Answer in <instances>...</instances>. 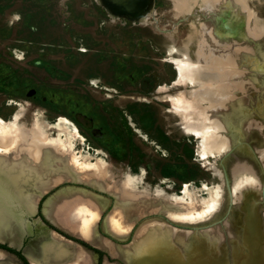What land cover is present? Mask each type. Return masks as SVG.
Wrapping results in <instances>:
<instances>
[{"label": "rangeland", "instance_id": "obj_1", "mask_svg": "<svg viewBox=\"0 0 264 264\" xmlns=\"http://www.w3.org/2000/svg\"><path fill=\"white\" fill-rule=\"evenodd\" d=\"M101 1L0 0V119L20 114V138L71 153L79 177L103 152L99 176L117 195L78 185L64 162L42 164L36 150L3 177L0 244L20 241L31 224L23 211L37 203L75 209L103 196L98 236L114 245L98 237L96 246L116 257L100 264H264V0ZM172 59L193 63L190 77ZM61 117L77 133H63ZM127 201L137 204L132 235L111 237L106 217ZM144 227L168 235L128 254ZM80 257L77 246L62 264Z\"/></svg>", "mask_w": 264, "mask_h": 264}, {"label": "bare ground", "instance_id": "obj_2", "mask_svg": "<svg viewBox=\"0 0 264 264\" xmlns=\"http://www.w3.org/2000/svg\"><path fill=\"white\" fill-rule=\"evenodd\" d=\"M169 51V50H168ZM170 54L174 55L175 51L173 49L170 50ZM16 58V56H15ZM169 59V58H168ZM184 59V58H183ZM173 60V59H172ZM175 67L179 70L180 76H189L191 74H187V70L189 68V66H194L193 63H186L183 61L178 60H173ZM196 66V65H195ZM198 68V67H197ZM196 68V70H197ZM196 78V76H195ZM186 79V78H185ZM195 80V79H194ZM92 81V80H91ZM207 97V96H206ZM212 97V96H211ZM210 99V98H209ZM177 101V100H176ZM217 106V105H216ZM22 108L19 110V113H21ZM217 110V109H216ZM213 112H219V111H214ZM209 114V113H208ZM213 114V113H212ZM210 115V114H209ZM219 115V113H218ZM37 124L38 123V119L40 118L39 115H37ZM212 116V115H211ZM12 117V116H11ZM20 119V114H17L12 122H8V121H3L2 119H0V216L4 219H8L6 217V199H5V183L6 180L3 178L5 174H7V167H15V160H21V159H28L30 157V154L34 155L35 151L37 150L38 153V158L40 163L44 164L47 161H50L51 159L54 160V162L58 161V162H64V164H66L68 166V170L70 172V174L74 177L75 183L77 184H83L86 185L88 187H91L93 189H95L96 191H100L102 193H106L109 194L110 196H117L113 193V191L111 190V188L109 186H107L103 180L102 177L99 176V173L101 170H103L104 166H107L106 160L105 158V154L101 151H98L97 153L100 155L98 157H96V162L94 165L95 169L89 170L88 172H83V170L81 172H83V175L79 177L78 172L75 169H80L81 165L83 164H74L73 163V159L70 156L69 153H63L61 151L56 150V148L54 147L53 143H51L50 141H46L45 138H41L38 135H34V137H30L32 138L31 143L23 141L20 138V129H19V125H18V121ZM34 119V118H33ZM211 119H216V116L214 115ZM21 120V119H20ZM216 121V120H215ZM35 122V121H34ZM42 122V121H41ZM217 122L219 123L220 120H217ZM57 127L60 128V130L67 134V135H74L75 133H77V127L75 126V124H73L70 120L66 119V118H59L58 119V124L56 125ZM130 126L133 128V130L145 141H147V137L138 129V127H136L135 124H133L132 121H130ZM49 127V126H48ZM44 129V128H43ZM46 130V129H45ZM37 131V130H36ZM39 133V132H38ZM57 134V133H56ZM45 135V134H44ZM216 135V134H215ZM24 136V135H23ZM22 136V138H23ZM32 136V135H31ZM79 136V135H78ZM35 138V139H34ZM56 138V137H55ZM204 143H206L208 146L211 147V149H215L217 150L216 152H220L222 149L217 147L216 144V139L213 136H204ZM36 139H40L42 141H38ZM78 139L82 138L79 136ZM51 140V139H50ZM55 140V139H54ZM60 140V139H59ZM63 141V140H62ZM84 141V139H83ZM54 142V141H53ZM201 142V141H200ZM65 143V142H64ZM63 142H59V147L62 148L64 146ZM199 143V142H198ZM19 148H23L21 150L18 149ZM25 146H29V150L27 151V149H24ZM69 146V145H68ZM67 146V147H68ZM73 146V145H72ZM200 147V146H199ZM70 149V148H69ZM59 150V149H58ZM85 150V149H84ZM65 151V150H64ZM89 152V151H88ZM74 153V152H73ZM197 154L199 155V157H201L202 159H205V157L207 156L206 152L203 151H198ZM88 156H92L90 153L88 154ZM209 156V155H208ZM81 157V156H80ZM207 158V157H206ZM80 159V158H79ZM55 162V163H56ZM59 163V164H60ZM62 164V163H61ZM91 164V163H90ZM50 166H53L51 164H49ZM48 165V166H49ZM58 165V164H57ZM56 165V167H58ZM88 165V164H87ZM49 166V167H50ZM64 166V165H61ZM85 166H83L84 168ZM86 168V167H85ZM48 169V168H47ZM56 169V168H55ZM65 169V168H64ZM10 170V169H8ZM52 170V169H51ZM54 170V169H53ZM57 170V169H56ZM61 170V169H60ZM53 172V171H52ZM80 172V173H81ZM38 174V172H37ZM38 176V175H37ZM138 177V176H137ZM63 179H67V177L63 176ZM132 178V177H131ZM13 179V178H12ZM136 179V178H135ZM129 180V179H128ZM139 180V179H138ZM142 180V179H141ZM135 181V180H134ZM243 181L245 184L250 183V178L249 177H245L243 178ZM41 182V181H40ZM39 182V183H40ZM56 184V181H50L47 182L46 185L43 186L42 188V193H47L49 192V190L51 189V187ZM131 184V182L129 183ZM139 184V183H137ZM251 184V183H250ZM234 185V184H233ZM185 189H184V193L188 194V186L184 185ZM207 188V187H206ZM217 188V187H216ZM215 188V189H216ZM243 188V187H242ZM247 189V187H246ZM192 190V189H191ZM219 191V190H218ZM178 192H182L181 190H178ZM239 192V191H238ZM207 193V192H206ZM194 194V193H193ZM212 194V193H211ZM130 196V195H129ZM200 197V196H199ZM220 197V196H219ZM179 199V198H178ZM182 199V198H181ZM104 203L105 200L101 199ZM183 200V199H182ZM175 201V200H174ZM205 201V200H204ZM187 203V202H186ZM195 203V202H194ZM219 204V203H218ZM186 207V205H185ZM88 209V207H86ZM187 208V207H186ZM191 208V207H189ZM217 208V207H216ZM135 209H137V204L136 201H127L126 205H122V204H118V206H115L110 214V220L112 222V227L114 229V232L116 234H118L121 239H125L128 237L129 234L132 235L133 232V228H134V219L133 216L135 214L134 211H136ZM184 209V207H183ZM89 210V209H88ZM191 210V209H190ZM133 211V212H132ZM91 212V211H90ZM188 212H190L188 210ZM99 211H96L94 213H91L90 217H87L83 220V229H84V235L86 240L92 244V246L97 247L96 243L98 241V236L95 234L94 231V224L96 222V219L99 215ZM116 214L119 215L120 218L116 217ZM178 214V213H177ZM187 214V213H186ZM212 214V213H211ZM174 215V214H173ZM137 217L139 216L136 215ZM135 216V217H136ZM172 219V218H171ZM170 220V218H169ZM177 221V220H176ZM201 221V220H200ZM179 222V221H178ZM198 222V221H196ZM194 223V222H193ZM152 225V224H151ZM153 226V225H152ZM151 226V227H152ZM162 226V225H161ZM147 227V226H146ZM150 227V226H149ZM141 230V229H140ZM139 230V231H140ZM180 230V229H178ZM135 232V231H134ZM136 234V233H135ZM51 235V234H50ZM137 235V234H136ZM167 232L165 230L159 229V228H150V229H143V232L137 237L136 236V240H135L130 246L131 248L127 249L126 251H128V254L130 253V255L132 253H136L139 251H141V246H153L156 243V240L162 239L164 237H166ZM157 236H159L157 238ZM51 237V236H50ZM134 237V236H133ZM169 237V236H168ZM52 240H56L58 241L60 244L61 243H66V244H70L72 246L73 249V253L71 254V258L73 259L76 257L77 255V245L74 244L71 241H68L66 239H64L63 237L57 235V234H52ZM4 237H0V242L5 241ZM165 239V238H164ZM12 244L15 246H18L19 244V240L16 239V242L11 241ZM58 243V244H59ZM106 244H110V240L106 239L105 240ZM159 244V243H158ZM157 244V246H158ZM10 246H12L11 244H9ZM8 245V246H9ZM53 245V244H52ZM56 245V244H54ZM9 246V247H10ZM12 246V247H14ZM156 245H154L155 247ZM156 246V247H157ZM59 246H57L58 248ZM65 247V246H63ZM153 247V248H154ZM163 248V244L161 246ZM165 247V246H164ZM60 249V248H59ZM61 250H64L61 249ZM142 250L144 251L145 249L142 248ZM60 251V250H59ZM67 250H65L64 252H66ZM149 251V250H148ZM145 251V252H148ZM68 252V251H67ZM72 252V251H70ZM70 252L68 254H70ZM66 254V253H65ZM138 256V255H137ZM131 257H134L133 255ZM68 258V256H67ZM35 259V258H34ZM64 259V258H63ZM31 264H40L37 261L33 260L32 258L29 259ZM62 261V260H61ZM53 263V262H52ZM0 264H21L20 260L13 254L4 251L2 249H0ZM46 264V263H45ZM50 264V263H49ZM54 264V263H53Z\"/></svg>", "mask_w": 264, "mask_h": 264}, {"label": "crops", "instance_id": "obj_3", "mask_svg": "<svg viewBox=\"0 0 264 264\" xmlns=\"http://www.w3.org/2000/svg\"><path fill=\"white\" fill-rule=\"evenodd\" d=\"M96 1L97 3L99 2L102 3L101 0H96ZM78 185H83V184H78ZM88 188L95 190L91 187H88ZM104 194L110 196L109 194H106V193ZM92 199L94 202L86 201L85 204H81L75 209H74V206L72 205H66V204L53 205V202L51 199L52 206L50 208L49 206H47V209L45 210L44 202L47 200L46 199L41 205H39L38 203L36 204L33 213H27L26 211H23L31 219L30 227L24 228L22 230L18 246L10 247V248H13L19 251L22 257L26 260L27 264H31L29 261L30 258H32L33 260L37 261L40 264L67 263L72 257L71 256V254L73 253L72 246L66 243L60 244L58 241L54 239L52 240L51 238L52 234H57L63 237L64 239L73 242L74 244L78 246V250L81 253V257L74 264H97L99 255H102L106 261H108L107 260L108 257L109 258L116 257V256L111 257L106 250H102L100 248L92 246V244H90L85 238L84 229H83V220L87 217H90L91 213H94L96 211L100 212L96 219L94 227H93L95 234L98 236L99 235L98 224L103 219L102 218L103 214L108 209L107 208L106 210H104L107 207L106 197L102 196L101 198L96 200L95 197L93 196ZM101 199L105 200V203ZM91 203H95L96 208H91L90 207ZM86 207H88L89 210ZM113 208L114 206L111 207V211L106 217L104 228L111 237L118 238L119 235L115 234L111 230L110 214ZM77 220H78V224L76 222ZM102 236L103 235H100L98 237L100 239L107 238L114 245V242L111 239H109L108 237H102ZM128 237H130V234L128 235ZM5 245L8 246L7 244ZM57 246L59 247L57 248ZM63 248L64 250H61ZM65 250H67L68 252L67 251L64 252ZM69 252L70 254H68ZM82 256H83V260H82ZM20 262L21 264H23L21 260Z\"/></svg>", "mask_w": 264, "mask_h": 264}, {"label": "trees", "instance_id": "obj_4", "mask_svg": "<svg viewBox=\"0 0 264 264\" xmlns=\"http://www.w3.org/2000/svg\"><path fill=\"white\" fill-rule=\"evenodd\" d=\"M0 249H2V250L5 249L4 251H7V252L9 251V253L11 252V254L13 253V255H16V257H18L22 261L23 264H27L26 260L22 257V255L19 253V251L14 250L13 248H10L4 244H0ZM97 264H99V260H98Z\"/></svg>", "mask_w": 264, "mask_h": 264}]
</instances>
